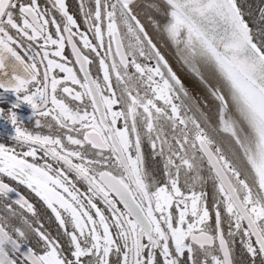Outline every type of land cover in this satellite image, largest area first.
Instances as JSON below:
<instances>
[{"label":"snow or ice","instance_id":"6c2138e0","mask_svg":"<svg viewBox=\"0 0 264 264\" xmlns=\"http://www.w3.org/2000/svg\"><path fill=\"white\" fill-rule=\"evenodd\" d=\"M0 122V264H264V0H0Z\"/></svg>","mask_w":264,"mask_h":264},{"label":"flooded vegetation","instance_id":"af4514ba","mask_svg":"<svg viewBox=\"0 0 264 264\" xmlns=\"http://www.w3.org/2000/svg\"><path fill=\"white\" fill-rule=\"evenodd\" d=\"M21 111L27 113L28 111H30V109H27V108L25 107V108L22 109ZM0 124H2V122H0Z\"/></svg>","mask_w":264,"mask_h":264}]
</instances>
